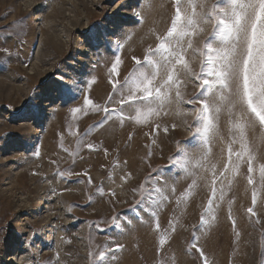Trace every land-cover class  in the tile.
<instances>
[{
	"label": "rangeland",
	"instance_id": "rangeland-1",
	"mask_svg": "<svg viewBox=\"0 0 264 264\" xmlns=\"http://www.w3.org/2000/svg\"><path fill=\"white\" fill-rule=\"evenodd\" d=\"M221 2L195 0L187 68L176 65L169 99L138 123L129 104L124 118L111 113L121 108L113 82L158 46L174 0H0V264H96L106 248L107 264H264V127L246 129L251 174L228 163L229 147L241 148L226 108L203 167L207 148L190 144ZM185 146L186 166L169 170L178 152L184 164Z\"/></svg>",
	"mask_w": 264,
	"mask_h": 264
},
{
	"label": "snow or ice",
	"instance_id": "snow-or-ice-1",
	"mask_svg": "<svg viewBox=\"0 0 264 264\" xmlns=\"http://www.w3.org/2000/svg\"><path fill=\"white\" fill-rule=\"evenodd\" d=\"M174 5L175 15L171 27L165 36L158 37V46L154 49L150 48L143 61L133 58L138 67L126 78L122 86L117 89L118 81L113 82L114 90L119 97L114 103L120 104L121 108L112 109V114L124 118L122 106L129 104L135 109L136 121L145 122L157 111L158 106H162L169 99L171 87L177 82L174 79L176 65L184 64L187 68L183 55L185 51L183 41L186 37L194 35L193 30L199 26L200 21L195 11V0H174ZM189 6L192 9L191 15L186 14ZM214 11L215 15H211L210 18L215 21L216 27L213 38L205 46V66L197 77L201 81L202 94L197 100L191 101V103H201L202 108L197 110L199 112L197 125L190 144H203L207 148L202 159L196 162V167H203V160L207 159V154L211 151V138L218 131L220 113L226 108L231 118L233 142L239 143L241 148L240 151L233 152L229 147L228 163L235 175L240 164L246 162L247 172L251 174L252 162L256 157L250 152L246 129L256 122L264 127V0H222L215 6ZM201 19L207 23L209 17H201ZM188 47H191V43ZM120 64V56L115 55L111 71L117 77ZM162 72L166 78L162 83H157ZM74 91L71 86H64L63 93L70 99L74 98ZM177 95L179 96V93ZM212 97H215L216 101L210 103L209 98ZM86 103L93 106L91 99ZM73 111L79 112L81 109L75 108ZM104 111L106 115L110 114L108 108ZM187 147L183 149L184 164H180L182 157L178 152L177 156L172 158L173 163L168 166L169 170L177 165L186 166ZM233 156L236 157L235 161L232 159ZM212 167L215 168V165ZM227 170L226 166L224 171ZM259 173L260 183L264 186V165H260ZM164 181L165 177L159 176V182L164 183ZM248 182L253 183L251 175ZM89 183H91L90 179ZM215 195L214 190L213 196ZM220 198L223 199L222 190ZM253 203H255V192ZM248 211L255 215L251 208ZM233 223L235 224L234 221ZM157 229H159L158 223ZM163 243L162 239L161 244ZM120 247L116 245L115 250H119ZM192 247L203 256L202 249H199L196 243H193ZM112 251V248L100 251L96 264H107V253Z\"/></svg>",
	"mask_w": 264,
	"mask_h": 264
},
{
	"label": "bare ground",
	"instance_id": "bare-ground-1",
	"mask_svg": "<svg viewBox=\"0 0 264 264\" xmlns=\"http://www.w3.org/2000/svg\"><path fill=\"white\" fill-rule=\"evenodd\" d=\"M210 14H212V13H210ZM1 38H3V37H1ZM3 41H4V40H3ZM2 44H3V43H2ZM2 44H1V45H2ZM2 50H4V49H2ZM3 84H4V83H3ZM22 177H23V176H22Z\"/></svg>",
	"mask_w": 264,
	"mask_h": 264
}]
</instances>
